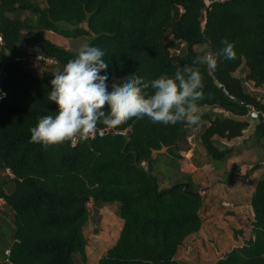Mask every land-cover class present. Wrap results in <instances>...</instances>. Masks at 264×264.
<instances>
[{
	"label": "trees",
	"instance_id": "1",
	"mask_svg": "<svg viewBox=\"0 0 264 264\" xmlns=\"http://www.w3.org/2000/svg\"><path fill=\"white\" fill-rule=\"evenodd\" d=\"M48 31L87 37L84 44L102 49L109 86L126 76L151 81L173 75L202 54L196 46L216 54L224 39L234 44L237 58L219 56L212 71L201 66L205 99L197 124L135 118L114 128L131 138L101 124L97 129L107 134L44 148L30 142V129L39 117L56 114L57 106L47 99L52 74L77 52L51 41ZM0 35V93L6 94L0 99V198L13 211L10 254L3 252L0 264H86L85 197L94 205L117 202L123 221L96 264H183L182 255L207 227L202 182L181 169L193 130L204 124L197 133L206 154L199 166L219 168L234 152L217 138L239 139L253 128L256 144H264V120L252 117L247 106L264 114V103L245 86L251 81L264 90V0H0ZM28 54L57 64L34 73L21 59ZM203 107L221 112L210 116ZM163 145L165 153H153ZM164 168L170 169L165 187L157 175ZM250 204L253 236L209 264H264V175L255 182Z\"/></svg>",
	"mask_w": 264,
	"mask_h": 264
},
{
	"label": "clouds",
	"instance_id": "2",
	"mask_svg": "<svg viewBox=\"0 0 264 264\" xmlns=\"http://www.w3.org/2000/svg\"><path fill=\"white\" fill-rule=\"evenodd\" d=\"M219 53L199 54L191 65L177 68L173 75L161 74L151 81L135 75L109 86V63L105 52L84 44L62 69L52 74L48 101L57 106L55 115L38 118L30 129V142L44 148L94 136L99 125L116 128L135 118L176 125L200 121L199 102L205 99L201 66L215 70L218 57L235 60L237 53L228 39ZM105 73V74H102ZM6 95L0 93V99Z\"/></svg>",
	"mask_w": 264,
	"mask_h": 264
},
{
	"label": "rangeland",
	"instance_id": "3",
	"mask_svg": "<svg viewBox=\"0 0 264 264\" xmlns=\"http://www.w3.org/2000/svg\"><path fill=\"white\" fill-rule=\"evenodd\" d=\"M53 35L55 36V40H51L54 41V43L56 40H60L56 43H60V45L71 50H78L79 47L82 46L88 39L87 37H81L78 39L65 38L57 33ZM196 49L209 52L205 46H196ZM32 71L37 74L41 73V69H32ZM236 74L239 77H243L242 71H238ZM245 86L248 91H254L259 99H261L264 103V90L255 89L254 84L251 81H246ZM200 111L208 112L210 116L220 114L221 112V110L216 107H203ZM203 125L204 124L199 125V127L197 126L196 129L193 130V135L190 136L191 141L189 144L191 145V152L187 153L186 151L181 153L183 155V159L181 160V169L193 174L197 183L202 182L199 192L201 195L205 196V200L209 199V204L206 205L207 209L205 206L202 211V216L208 212L207 210L209 207H214L223 212L227 211L224 215L229 216L228 214L235 211L234 209L238 206L234 191L231 192L232 189L236 188L235 183L238 184L239 181H242L241 179H244V182L246 183L245 186L247 187V197L249 198L252 194L251 186L255 183L254 180H257L260 176L264 175V144H256L255 138L251 136L253 128L246 130L243 137L232 142L217 138L223 146L234 147V152L227 160L219 165V168H216L218 165L217 163L214 165L212 163H206L199 166L197 162L205 160L206 157L205 150L201 146L197 137L198 129H200ZM252 125H254V123H252ZM257 164L260 165L259 169L255 170L248 177L251 179L250 181H246L244 176L245 173ZM169 173L170 169L167 168L162 169L161 172H157V175L161 178V184L164 187L170 185V181H168L167 178ZM235 175H237L236 180H233ZM248 182L251 184L250 186L248 185ZM222 184L225 186L222 187ZM227 187L231 190H227ZM224 202L226 203L225 206H223ZM248 202L249 201L247 199L246 203ZM86 205L90 212L89 221L84 227V234L87 239L86 253L89 255V261L93 259L94 262L96 257L101 255L103 252L105 253L106 250L115 243L120 234L123 221L118 214L117 202L108 205H94L92 201H89ZM250 205L251 204L245 206H247V213H249V217L253 218L250 211ZM230 218L231 219H227L226 222L231 225L235 221L233 216ZM12 229V214H10V209L6 207L2 210V212H0V230L2 231V236L0 237V258L4 255L3 250L6 246V242L8 240L12 241ZM5 235H7L6 241L4 238ZM216 235L217 233L210 238L208 237L207 232H202L195 246L188 249L190 252L186 250L185 252L188 253L182 255V258L185 260L183 264H209L214 261L216 257L222 255V251H225L227 248L223 249L219 252V254L216 253V251H218L215 249L218 242V237L216 238ZM214 255L216 256L214 257Z\"/></svg>",
	"mask_w": 264,
	"mask_h": 264
},
{
	"label": "crops",
	"instance_id": "4",
	"mask_svg": "<svg viewBox=\"0 0 264 264\" xmlns=\"http://www.w3.org/2000/svg\"><path fill=\"white\" fill-rule=\"evenodd\" d=\"M53 34H56V33L52 32V31H48L47 37L50 40L51 39L55 40V36ZM59 41L56 40L55 43L59 42ZM59 45H60V43H59ZM237 139H234V140H237ZM234 140H230L228 142H232ZM236 177H237V175L234 176L233 180H236ZM241 180L242 181H239L238 184L235 183V187H236L235 189L231 190V189H228V187H227V190H229V191L231 190V192L234 191L235 198H237V205L238 206L234 209L235 211H233L232 213H229L228 214L229 216H225L224 214H226L227 211L223 212V211L218 210L214 207H209L207 210L208 212L206 214H204V216H203L207 220V227L203 232L204 233L207 232V235L210 238H212L213 235L215 233H217L216 238L218 237V242L216 244L217 247L215 248L216 250H218V251H216L217 254H219V252H221L223 249L227 248L225 251H222V254H225L228 251H230L231 249H233L234 247L243 245V243L246 239H249L253 236L252 225H251L252 219H251V217H249V213H247V206H245V205L250 204L251 196L249 198L247 197V193H246L247 187L245 186L246 183L244 182V179H241ZM245 180L250 181L251 179L245 178ZM252 180H254V179H252ZM254 181L256 182V179ZM248 185L250 186L251 184L248 182ZM11 186L12 185H8L6 187V189H5L6 192L9 193L11 191V189H12ZM223 186H225V185L222 184V187ZM254 186H255V183L252 184V186H251V192L252 193L254 190ZM233 188H234V184H233ZM213 192H214V189H213ZM247 199L249 201L248 203H246ZM208 201H209V199H206L205 206L209 204ZM205 206H204V208H205ZM6 207H8V205L6 204V201L3 198H0V212H2V210H4ZM250 208H251V205H250ZM206 209H207V206H206ZM10 214H12V221H13V211L11 209H10ZM232 216L234 217L235 222H233L230 225L226 222V220L231 219L230 217H232ZM232 220H233V218H232ZM231 230H232V232H231ZM1 236H2V231L0 230V237ZM4 238L6 241L7 235H5ZM11 243H12V241L8 240L6 242V246H5L3 251L8 249L10 247ZM188 252H190V251H188ZM188 252H185L184 255L187 254ZM103 254H104V252L101 255H99L98 257H96L94 262H93V259H91V261H89V255H87L88 256V262L86 264H90V263L96 264L98 259ZM215 256L216 255H214V257Z\"/></svg>",
	"mask_w": 264,
	"mask_h": 264
},
{
	"label": "built area",
	"instance_id": "5",
	"mask_svg": "<svg viewBox=\"0 0 264 264\" xmlns=\"http://www.w3.org/2000/svg\"><path fill=\"white\" fill-rule=\"evenodd\" d=\"M2 45H3V38L2 36L0 35V64H1V49H2ZM19 58H17L18 60ZM22 60H24L27 65H28V68L30 70L32 69H36V70H39L42 68V65H50V64H57V61L51 57H48V56H45L43 54H28L24 57L21 58ZM191 141V137H189V142ZM191 149V148H190ZM191 150H188L187 153H190ZM5 173L12 176V172L9 170V169H6L5 170ZM2 174V171H1V167H0V176ZM225 206V202L223 203ZM250 211H251V214L254 215L253 211H252V208H250ZM5 255L8 256L10 254V250L9 249H6L4 251Z\"/></svg>",
	"mask_w": 264,
	"mask_h": 264
},
{
	"label": "water",
	"instance_id": "6",
	"mask_svg": "<svg viewBox=\"0 0 264 264\" xmlns=\"http://www.w3.org/2000/svg\"><path fill=\"white\" fill-rule=\"evenodd\" d=\"M215 84H216L218 87H220V88L225 92V94L227 95L228 98L233 99V96H232L231 94L228 93V91L226 90V88L220 83L219 80L215 79ZM247 106H248V108L251 110L250 115H251L252 117L258 119L259 121H263V120H264V114H263L262 112L255 111V110L253 109V107H252L250 104H247ZM131 128H132V126H131ZM110 131L113 132V133L123 134V135H125V136L131 138V134H130L128 131H125V132H124V131L115 132V131H114V128H110ZM107 133H108V130H99V129H97V131H96V133H95L94 136H102V135L107 134ZM166 151H167V147H166L165 145H163V146H162V149H160V150H153V153H154V154H157V153H165ZM145 170H146V171H150V170H151V166L148 165V166L145 168ZM177 186H178V185H177ZM184 186H185V190H186L187 185L185 184ZM197 194H199V193H197ZM89 201H90V198H89V197H85V198H83V200H82V204H83L84 206H87L86 204H87V202H89Z\"/></svg>",
	"mask_w": 264,
	"mask_h": 264
}]
</instances>
